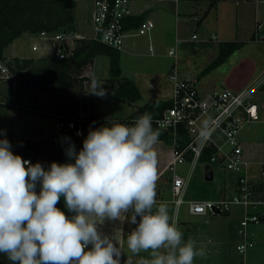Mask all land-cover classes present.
<instances>
[{"label": "clouds", "instance_id": "obj_1", "mask_svg": "<svg viewBox=\"0 0 264 264\" xmlns=\"http://www.w3.org/2000/svg\"><path fill=\"white\" fill-rule=\"evenodd\" d=\"M89 93L107 95L96 80ZM152 119L146 112L129 126L108 118L89 129L79 152L69 146L74 163L52 162L47 170L0 139V254L11 264H120V248L97 221L123 216L136 225L127 236L129 251L151 257L140 264H194L203 257L194 240H184L168 205L157 204L160 132ZM208 135L202 129L201 138ZM61 197L71 216L56 206Z\"/></svg>", "mask_w": 264, "mask_h": 264}, {"label": "rangeland", "instance_id": "obj_2", "mask_svg": "<svg viewBox=\"0 0 264 264\" xmlns=\"http://www.w3.org/2000/svg\"><path fill=\"white\" fill-rule=\"evenodd\" d=\"M173 2L178 3L177 12L174 11L175 4ZM149 3L154 7L152 10L154 14H151V18L155 23V27L146 35L135 34L134 30L133 33L126 38L124 49L121 54V62L123 65L122 75L133 77L132 72L136 70L135 66L138 65L140 59H142L145 64L144 71L150 72L156 78H159L161 88L165 90L169 89L172 86L169 69L177 60L176 56L170 55L172 49L177 50L178 66L181 74L186 75L188 73V75L197 82V85L202 88L211 87L213 85L218 88H235L236 86L233 84H224L223 78L227 76H230L232 79L233 77H240L245 81L250 80L248 83L250 84L254 80L251 79L253 73H256L264 67L263 65L260 68L259 65L260 62L264 64V41L260 43L250 42L248 45L242 47V49L236 51L224 64L219 65L207 74L197 78V75H199V73L201 74L210 62L216 59L218 51L216 53L214 52L219 49L220 44L224 41L222 39L224 36L211 29L212 26L208 30L200 26L194 31L196 28V21L193 20L192 17H194L198 11L202 12L210 3V0H149ZM92 4V0H79L76 2V7L74 8L76 22L68 26V31H78L79 33L93 36V31L90 30L89 24ZM158 9H160L159 12H157ZM194 32H197V39L195 40L192 39V34ZM54 34L55 33H53L52 36ZM153 34L155 36H153ZM210 36H216L218 39H212L208 42L205 41ZM32 41H36L41 46V50L38 53L39 55H43L44 57H51L54 55V42L52 39L46 38L41 34H30L27 32L22 35V38L14 45V48L12 46L6 48L5 55L8 57L7 59H10L14 54H29V52H31ZM127 43L128 46L126 45ZM212 47H214L213 50ZM13 49L15 51H13ZM92 67V69L88 68L87 71L84 72V75L92 80L91 83L85 86L87 89L83 94H76L75 91H63L61 93L38 92L32 89L22 95L21 104L18 103L19 106L15 108L11 109L1 104L0 139L6 138L14 147L17 145L25 146V144L29 142L28 140H31L35 148H43L45 146L42 145L39 147V143H43L45 140L44 138L47 137L46 139L51 140L52 143L57 146L59 144L57 138L60 136L54 138L53 135L56 130V119L52 115H48L46 111H55L57 109L58 112H73L78 108L77 104L80 103L83 98L91 97L89 92L93 80L98 81L107 92V95L103 98L96 95L93 97L95 100L94 106L96 116L105 119L127 116L132 111L133 107L128 103L112 97L110 92L112 84L109 80L111 77L110 57L106 54L98 55ZM261 75H264V69H262V72L258 76ZM217 77L221 78L217 79L215 82L214 78ZM148 98L145 96L144 99L138 101V103L142 104L146 102ZM254 99L258 106L256 119L246 124L245 128L240 133V138L242 142L246 144L259 142L262 146L260 149L264 150V86L254 94ZM13 111L23 116L24 124L14 116ZM33 122L35 124H32ZM60 135L63 137V141H67L70 138L71 132L65 130ZM29 146L34 149L32 145ZM68 147L69 146H67V148ZM77 147H79V145L76 146V148ZM49 152L53 156L56 155L52 148ZM189 166L188 164L178 166L179 173L182 175L186 174ZM203 167L204 166L200 163L196 165L194 178L191 183L192 192L186 196V200L194 196V182L203 180ZM215 167L218 168L215 173L217 182L213 183L211 189L216 191L218 194L217 198H228L227 194L221 195L218 191L225 189L224 185H226V181L232 182L233 179H236L238 173L224 170L218 165ZM257 168L258 167L254 165L250 170L252 172L254 171L257 177L256 180H260V170ZM162 186H164L166 190H171V180H166L165 178L158 187L161 188ZM169 197L171 198L173 195L169 194ZM163 203L168 205L170 215L178 221V226L182 232L188 231L189 234H194L198 236L199 240L203 241L205 235L210 234L208 230H214V234L212 233L213 236L211 237L214 238L216 244L208 243V238H206L204 241L206 244L204 245V249L207 255H213L212 253H214L216 246H219L220 249L226 253L224 255H226L228 259L227 261H222V259L218 258V260L211 263L194 262V264L241 263L243 255L235 251L237 241L235 240V230L232 231L237 222L234 215L230 212H222L216 215L209 214L207 216L194 215L190 213L188 203L182 204L178 212L176 206L172 202ZM234 206L239 207V205ZM250 210L264 211V204L256 208L251 207ZM206 220L209 221L208 224L205 223ZM250 228H253L252 230L255 231L257 244L246 253V264H250L249 257L251 253V263L264 264V221L259 225L250 224ZM128 230L127 223L126 231ZM124 252L125 259H130L132 256L136 257L137 260H134V264H140L142 259L151 258L148 252H141L139 254L131 253L127 248V242L124 246ZM211 258H213V256H211Z\"/></svg>", "mask_w": 264, "mask_h": 264}, {"label": "built area", "instance_id": "obj_3", "mask_svg": "<svg viewBox=\"0 0 264 264\" xmlns=\"http://www.w3.org/2000/svg\"><path fill=\"white\" fill-rule=\"evenodd\" d=\"M92 2L89 24L93 36L68 30L54 32L53 36V33L41 32L42 36L53 40L54 56L60 59L73 56L77 41L82 39L98 40L122 50L126 38L134 30L135 34L146 35L155 27L152 20L146 19L136 28H126L125 19L133 15L131 0H92ZM193 39H197V34L193 35ZM32 49L38 51L39 45L34 44ZM170 54L174 55L175 50L172 49ZM9 77L8 66L0 60V80ZM171 80L173 82L172 104L165 109L155 123L157 127L174 137L172 157L166 168L173 177V203L177 212L182 204L188 203L191 214L202 216L229 212L234 205L243 206L245 213L238 227L241 241L237 244L236 250L245 256L256 244L249 231L250 224L256 225L264 220V212L250 210L251 207L256 208L264 204V159L258 163L261 179L254 182L250 174L253 162L245 156L240 133L246 124L256 119L257 103L254 94L264 86V75L240 89L216 88L207 92L201 91L194 79L182 78L177 71L171 74ZM88 83L91 82L85 81V86ZM46 112L56 119L57 131L67 130L74 137H83L81 117H69L63 112H58L57 109ZM181 128L190 138L185 146H182L178 140ZM204 128L208 129L209 135L201 138L200 133ZM77 133L80 134L77 135ZM207 147H213L216 150L210 159L212 164L238 173L237 190L229 198L190 197L186 200L193 171ZM15 149L11 148L14 154H16ZM189 154L192 156L191 160H188ZM23 159L33 164L40 163L44 167L42 160L32 157ZM187 163L190 164V171L186 175L179 174L178 166Z\"/></svg>", "mask_w": 264, "mask_h": 264}, {"label": "trees", "instance_id": "obj_4", "mask_svg": "<svg viewBox=\"0 0 264 264\" xmlns=\"http://www.w3.org/2000/svg\"><path fill=\"white\" fill-rule=\"evenodd\" d=\"M217 1L212 0L210 6H214ZM76 2L77 0H0V60L10 70V77L0 80V105L4 104L11 109L15 108L19 106L18 103L21 104L22 95L32 89L38 92L61 93L63 91H75L76 94H83L87 89V87L85 88V81L91 82L92 80L84 75V72L93 65L95 58L100 54H106L111 59L110 81L112 86L110 92L112 97L122 101L127 100L130 103L142 98L141 90L135 81L121 74V51L98 40H78L74 49V55L64 59H60L54 55L39 58L13 57L7 59L5 57V48L15 39L22 37L24 33L41 34L43 31L54 33L67 30L68 26L75 22L74 8ZM128 19L125 22L126 28H136L144 21V15L130 16ZM263 34L264 31L257 30L252 39L256 40L258 37L264 39ZM244 45L245 41L242 40L222 42L219 46L217 58L201 72V75L207 74L225 63L235 51ZM93 96L91 94V97H89L91 99L88 97L83 98L77 104L78 108L73 112H63V114L69 117L75 116L83 119L81 122L84 132L83 137H74L71 133L69 140L63 141V137L60 134L65 130H61V132L54 131V138L60 136L57 138L59 142L57 146L51 140L45 139L43 143H39V147L42 145L45 147H34V149L16 148V155L22 158L32 157L47 161L49 165L52 162L59 164L74 163V159H70L66 155V150L69 148L67 146L74 144L76 151L79 152L83 148V141L87 137L89 129L99 128L105 125L107 121V119L98 118L92 114ZM171 104L172 101L170 100L150 99L143 106L133 110L129 116L111 119L118 123L130 125L144 113H150L153 118V128L160 132L159 140H163L173 146L174 137L157 127L155 123ZM178 140L182 146H185L190 141L186 131L182 128L178 134ZM78 145L77 149L76 146ZM51 148L55 152V156L50 154L49 150ZM215 152L216 150L213 147H207L199 163L209 168L217 166V164H212L210 161ZM191 158L192 156L189 154L188 160H191ZM169 176L165 178L166 180L170 179L173 184V177L170 174ZM213 183L214 180L207 181L205 176L202 181H195L193 198L218 199L216 191L211 189ZM39 190L40 186L38 184L36 188L37 193H39ZM189 192H192V186H190ZM218 192L221 194V191ZM56 206L64 211L67 216L72 215V213L68 212L63 197L60 198ZM135 227L136 225H134ZM183 234L184 240L187 241L189 239V232L184 231ZM0 264H11V261L8 260L6 255L0 254Z\"/></svg>", "mask_w": 264, "mask_h": 264}, {"label": "crops", "instance_id": "obj_5", "mask_svg": "<svg viewBox=\"0 0 264 264\" xmlns=\"http://www.w3.org/2000/svg\"><path fill=\"white\" fill-rule=\"evenodd\" d=\"M78 1L79 0H77V2ZM158 1H163V0H158ZM177 2L176 3L173 2L175 4L174 5V11L175 12L178 11V5H177L178 3ZM211 2H212V0H210V3L208 4V6L204 10H202V12L198 11L194 15V17H192L193 20L196 21V28L194 29V31L197 30L200 26L206 28L207 30L212 26L211 29L217 31L220 35L224 36V38H222L224 40L223 42L233 41V40H242V41H245V45H248L250 42L260 43L261 41H264V39L259 38V37L256 38V40L252 39L253 35L255 34V31H257V30L261 31V32L264 31V0H218L214 6H210ZM75 7H76V5H75ZM153 8L154 7L152 4L149 3V0L148 1L147 0H132V3H131V9H132V13H133L132 16L144 15V20H146V19L152 20L151 14H154L153 13L154 11H152ZM159 11H160V9H158L157 12H159ZM91 13H90V15H91ZM90 15H89V19L91 17ZM127 20H129L128 17L125 19V22H127ZM78 21H79V19H78ZM75 22H76V18H75ZM90 30H92L91 26H90ZM194 34H197V32H194L192 34V36ZM153 36H155V35L153 34ZM261 37H262V35H261ZM21 38L22 37L15 39L9 46H12L14 48V45H16V43ZM192 39H193V37H192ZM212 39L213 40L218 39V37L210 36L205 41L208 42ZM193 40H195V39H193ZM34 44H38V43L36 41H32L31 52H29V54H26V55L14 54L10 58H13V57H20V58L44 57L43 55L38 54L41 50V46L39 44H38L39 45L38 51H34L32 49V46ZM126 45L128 46V43ZM9 46H7V47H9ZM6 48H5V50H6ZM213 49H214V47H212V50ZM240 49H242V47ZM240 49H238V50H240ZM5 50H4V55H5ZM16 50H17V48H16ZM122 50H121V54H122ZM174 50H175V54L172 56H176L177 60L169 69L170 79H171V74L174 71H177L179 76L182 78H191V76L188 75V73L186 75L181 74L180 68L178 66L179 61H178V56H177V50L176 49H174ZM13 51H15V50L13 49ZM216 52L219 54V49L216 50L214 53H216ZM5 57L8 58L6 55H5ZM188 57H190V56H188ZM213 61H211V62H213ZM94 63H95V60H94ZM259 65L261 68L264 64H261V62H260ZM122 66L123 65L121 62V73H122ZM89 68L92 69L93 67L90 66ZM135 68H136V70L134 72H132L133 77L132 76L131 77L125 76V75H122V76L128 77V78L135 81V83L138 85V87L140 88L141 93H142V98L140 100H143L144 97L146 96L147 98L149 97L148 99H146L147 101L150 99H156V100H162V101H167V100L172 101L173 82H172V86L169 89L165 90V89L161 88L160 83H159V78H156L150 72L144 71L145 64L142 61V59H140V62L138 63V65L135 66ZM87 69H86V71H87ZM262 69H264V67L261 68L260 70H258L256 73L254 72L253 77L251 79L255 80L256 78L260 77L258 75H260V73L262 72ZM200 76H201V74L199 73V75H197V78H200ZM110 78H109V80H110ZM219 78H221V77L214 78V81L216 82V80ZM191 79H193V78H191ZM223 80H224L225 85L233 84L236 86L235 88L222 87V88H230V89H240V88L248 85V83L250 81V80L245 81V80L241 79L240 77H238V78L233 77V79H232L230 76L224 77ZM215 82H213V83H215ZM111 86H112V84H111ZM198 87L203 92H207L209 90L218 88L214 85L211 87H204V88H202L200 86H198ZM110 90H111V88H110ZM140 100H138V101H140ZM93 101L95 102L94 99H93ZM138 101L130 103L129 101L126 100V101H122V102L128 103L130 106H132L133 107L132 111H133V110L137 109L138 107L143 106L144 104L147 103V101H146L142 104H139ZM92 108H93L92 114L94 116H96L94 103H93ZM132 111L127 116H129L132 113ZM13 113H14V116L17 119H19L21 122H23V124H24L23 116L19 115V113L16 111L15 112L13 111ZM257 113H258V106H257ZM127 116H125V117H127ZM98 118H100V117H98ZM116 118H119V117H116ZM121 118H123V117H121ZM32 124H35V123L33 122ZM55 131H57V130H55ZM46 138H44V139H46ZM28 141L29 142H27L25 144V146H18L17 145L14 147V145H11V148L13 147V148L32 149L29 145H32L33 147H35V145H33L34 143L31 140H28ZM241 142H242V140H241ZM242 144H243L245 156L253 162L252 166L256 165L259 168V164H258L259 161L264 159V150L260 149L262 147L261 143L255 142V143L246 144V143L242 142ZM155 151L157 152V161H158V163H157L158 180H157V185H156L157 204H159L160 202H172L173 203V197H171V198L169 197V194L173 195V190L172 189L166 190L164 186H162L161 188L158 187L159 184L161 182H163L165 177L169 176V173L166 171V168H167V165H168V163L172 157V145L167 144L163 140H159V143L155 145ZM187 164L190 165L189 163H187ZM190 168L191 167L189 166L187 173L190 171ZM195 169H194V171H195ZM209 169L213 170L214 183L217 182V180L215 179V173H216L218 168L215 166H212V168H209ZM206 170H207V167L204 166L203 167L204 176H205ZM259 170H260V168H259ZM194 171H193L192 181L194 178ZM186 174H184V175H186ZM250 174H251V179L254 182L260 181V180H256L257 177L254 174V171L253 172L251 171ZM259 176H260V172H259ZM192 181H191V183H192ZM190 186H191V184H190ZM224 186H225L224 187L225 189L221 190V195L227 194L228 198L231 197L233 194H235V192L237 190L236 179H233L232 182L226 181V185H224ZM221 198H224V197H221ZM229 212L232 215H234V217L236 218V221H237L236 222L237 224L235 223L234 229H232V231L235 230V240L237 241V244H238L241 241V237H240L239 232H238V227L240 225L241 220L244 217L245 208L241 205H239V207L234 206L231 208V210ZM262 212H264V211H262ZM212 215H216V214H212ZM205 216H207V215H205ZM238 221H240V222H238ZM97 222L100 224L99 225L100 231L103 234L108 235L112 239V241L117 245V247L120 248V251H121L120 264H134V260H137L136 257L132 256L130 259H125V252H124V246L127 242V236L129 234V232L134 229V225L129 223L127 218L123 217V216L116 221L106 220L104 222L103 221H97ZM127 223H128V228H129L128 231H126V224ZM205 223L208 224L209 221L206 220ZM261 223H259V224H261ZM259 224H256V225H259ZM252 229L249 226V231L252 235L251 237L253 238V240L257 244L256 238H255V231ZM208 231L210 234L205 235L203 241L199 240L198 236H196L194 234H189V239H192L196 242V248L197 249H203L205 252V255L203 257H196L194 259V262L211 263V262L218 260V258L222 259V261H227L228 259H227L226 255H224L226 253L223 252L219 246H216L214 253H212L213 255H211V254L207 255V253L204 249V245H206L204 242L205 239L208 238V243L216 244L214 238L211 237L214 234L213 233L214 230L213 231L208 230ZM235 251H237V250H235ZM211 252H213V251H211ZM211 256H213V258H211ZM249 258H250V264H254L253 262L251 263L252 253L250 254ZM242 263L246 264V255L245 256L243 255V258H242L240 264H242Z\"/></svg>", "mask_w": 264, "mask_h": 264}, {"label": "water", "instance_id": "obj_6", "mask_svg": "<svg viewBox=\"0 0 264 264\" xmlns=\"http://www.w3.org/2000/svg\"><path fill=\"white\" fill-rule=\"evenodd\" d=\"M42 164L44 165V169L47 170L49 167V163L47 161H42ZM205 179L207 181H212L214 179V173L213 170L209 169V167H207V170L205 172ZM219 212V211H217Z\"/></svg>", "mask_w": 264, "mask_h": 264}]
</instances>
